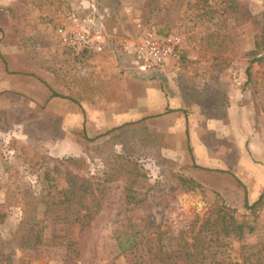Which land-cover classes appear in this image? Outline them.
Here are the masks:
<instances>
[{"label": "rangeland", "instance_id": "1", "mask_svg": "<svg viewBox=\"0 0 264 264\" xmlns=\"http://www.w3.org/2000/svg\"><path fill=\"white\" fill-rule=\"evenodd\" d=\"M263 11L264 0H0V200L8 213L0 252L14 264H65L66 240L78 227L47 221L46 243L22 250L21 223L34 213L43 220L51 185L58 192L103 183L112 156L124 154L146 173L147 203L122 205L119 184L108 186L79 264H128L116 241L121 234L138 233L146 252L148 237L168 244L195 222L198 230L215 203L254 228L242 239H224L219 259L264 263V202L254 211L244 206L245 198L250 205L264 198V187L239 172L244 161L264 165V53L261 63L251 55ZM73 19L103 37L85 55L55 44L57 28ZM148 30L183 43L164 67L140 72L130 52ZM155 86L177 99L178 112L139 111L138 100ZM52 92L59 96L47 102ZM143 118L156 136L141 128L109 132ZM84 131L94 140L83 139ZM72 157L83 158V168L63 164ZM195 166L238 173L244 187ZM181 176L200 187L170 193ZM53 196L54 204L64 199Z\"/></svg>", "mask_w": 264, "mask_h": 264}, {"label": "trees", "instance_id": "2", "mask_svg": "<svg viewBox=\"0 0 264 264\" xmlns=\"http://www.w3.org/2000/svg\"><path fill=\"white\" fill-rule=\"evenodd\" d=\"M97 6H99L97 4ZM108 9V8H107ZM105 7L101 9L103 15L108 13ZM261 22L257 26V35L255 42V49L251 55L255 58L256 63L263 61L262 53H264V11L261 15ZM164 35L165 33H159ZM91 46L85 48L77 53L85 55L89 51L94 50ZM75 52V51H74ZM251 67L247 69V74H250ZM47 88L49 86L45 84ZM50 89V88H49ZM51 91V90H50ZM47 102L53 97L59 95L55 92L48 94ZM174 112L168 111L167 113ZM147 118H143L136 122H127L122 126L110 130L109 132L133 130L134 128H141L145 133L150 132L154 137L156 132L147 128ZM83 139L86 141H93L88 135L83 132ZM187 146L190 149V137L188 130L186 131ZM63 164L72 168H83L85 160L83 158H67L63 160ZM208 172H218L222 174H229L242 187L243 184L233 174L224 171L211 170L195 166ZM146 173L143 168L139 166L137 161L122 154H114L109 164V172L103 183L91 184L87 186L81 183L78 187L71 186L68 189H61L56 192V185H51L48 189V194L43 198V220L37 221V215L28 214L21 223V228L17 239L19 241L20 249L35 250L46 243L44 230L47 221L54 224L59 222L61 225L69 226L68 231L78 227V235L76 237L66 240V259L65 264H79L85 250L86 243L90 238V227L97 214H99L106 205V190L108 186L119 184L120 202L122 205L138 207L147 203V194L142 192L143 184L146 182ZM200 185L192 179L178 177L177 184L169 189L170 193H186V189H196ZM99 191V194H97ZM53 195L64 197L60 203H52ZM264 202L263 194L253 205H250L245 198L244 206L247 210L254 211L259 208ZM236 210L228 207L225 204L215 203L209 207L208 213L203 219L202 224L196 230L197 223L191 225L189 231H181L179 236L169 240L168 244L162 243L163 238L151 237L146 238L149 244L146 252L140 251L137 237L138 233L125 232L117 239V245L120 255H123L128 264H225L224 261L217 256L218 247L222 246L224 239H242L245 232L252 233L253 227L247 226L236 220ZM8 219V213L5 205L0 200V225L4 224ZM43 223V226H42ZM188 237L193 239V242L188 241ZM55 240L60 239L53 237ZM208 240V247L204 249V244ZM170 239V238H168ZM204 239H206L204 241ZM54 240V241H55ZM200 250L205 251L200 257ZM140 253V254H139ZM0 264H14L12 257L9 254H2L0 252ZM250 264H264L257 260Z\"/></svg>", "mask_w": 264, "mask_h": 264}, {"label": "built area", "instance_id": "3", "mask_svg": "<svg viewBox=\"0 0 264 264\" xmlns=\"http://www.w3.org/2000/svg\"><path fill=\"white\" fill-rule=\"evenodd\" d=\"M54 38L57 46L79 52L100 43L103 37L100 34H93L89 28L73 19L71 24L57 28ZM182 43L181 37L176 34L161 35L148 30L133 46L130 55L136 60L140 72L157 70L176 56L182 48Z\"/></svg>", "mask_w": 264, "mask_h": 264}, {"label": "crops", "instance_id": "4", "mask_svg": "<svg viewBox=\"0 0 264 264\" xmlns=\"http://www.w3.org/2000/svg\"><path fill=\"white\" fill-rule=\"evenodd\" d=\"M172 59L173 58H171L169 61H171ZM169 61L167 62V64L169 63ZM166 75H168V74L166 73ZM168 79H170L169 76H168ZM138 101H139L138 102L139 107L141 106V108H139L140 112H143V110H148V109H150L152 113H155V110H158V109L159 110L162 109L163 111H165L164 113H167L168 111H174V112L179 111L178 110L179 108H174V106L178 105L177 99L175 97H171V95L167 96L165 93H163L161 91V89H157L156 86L151 88V89H147L146 94H145V98L141 97V99H139ZM140 103H141V105H140ZM174 112H170L169 115H167V116H170L171 113H174ZM187 130L188 129H186V131ZM241 164H242V162L240 163V161H239L238 162V168L240 167ZM244 164H245V161L241 165L243 167V170L242 171L239 170V172H241V176L242 175L246 176L250 180V183L252 184V186L254 188L260 189V187H264V165L262 166V165H255V164H253V165H250V164L244 165ZM263 164H264V162H263ZM218 171L228 172L227 170H219V169H218ZM242 172H243V174H242ZM235 174L237 175L238 173H235ZM236 175H235V177H237ZM254 188H253V192H254ZM261 195H260V197H261ZM258 200H259V198H258ZM258 200H253V201H258Z\"/></svg>", "mask_w": 264, "mask_h": 264}]
</instances>
